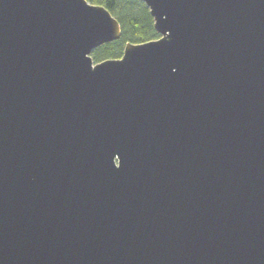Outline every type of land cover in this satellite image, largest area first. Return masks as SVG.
Here are the masks:
<instances>
[{"label": "water", "instance_id": "obj_1", "mask_svg": "<svg viewBox=\"0 0 264 264\" xmlns=\"http://www.w3.org/2000/svg\"><path fill=\"white\" fill-rule=\"evenodd\" d=\"M141 1L0 0V264H264V0Z\"/></svg>", "mask_w": 264, "mask_h": 264}, {"label": "trees", "instance_id": "obj_2", "mask_svg": "<svg viewBox=\"0 0 264 264\" xmlns=\"http://www.w3.org/2000/svg\"><path fill=\"white\" fill-rule=\"evenodd\" d=\"M90 4L103 6L118 20L122 34L119 40L95 49V63L122 58L127 44H141L157 40L160 35L154 26L147 5L141 0H87Z\"/></svg>", "mask_w": 264, "mask_h": 264}]
</instances>
